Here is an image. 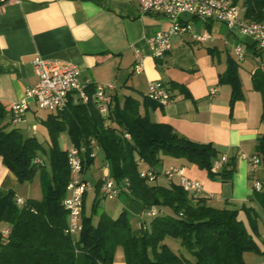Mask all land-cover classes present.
<instances>
[{
	"label": "crops",
	"instance_id": "1",
	"mask_svg": "<svg viewBox=\"0 0 264 264\" xmlns=\"http://www.w3.org/2000/svg\"><path fill=\"white\" fill-rule=\"evenodd\" d=\"M138 4L139 0H0V103L9 110L11 102L21 99L25 89L35 83L32 66L35 54L70 61L80 68L82 77L113 83L114 88L109 92L120 101L126 96L138 100L140 113L151 121L167 123L190 140L210 143L219 151L218 158L222 154L235 157L231 179L222 182L210 179L204 169L184 158L161 155L160 163L153 168L154 183L164 186L170 181L177 183L178 177L168 180L163 174L168 167L177 166L186 177L201 183L196 195L205 197L209 204L218 208H237L242 204L252 207L257 214L255 239L264 249V212L253 196L252 187L254 178L264 185L263 177L256 174L257 167L262 164L250 171L248 160L255 155L256 138L264 132V123L260 121L261 95L251 83L255 69L264 71L260 48L251 37L228 28L223 22L187 15L184 19L192 23L196 32H207L212 39L200 42L187 33L175 35L171 38L170 51L162 58H154L148 38L166 29L169 20L156 12L140 14ZM236 45L242 47L245 58L238 64L243 97L235 101L230 110L231 87L219 83L218 76L226 69V57L235 58L233 48ZM255 47L258 54L253 50ZM135 49L143 57L140 72L133 71ZM150 80L161 81L173 100L160 105L147 99L145 92ZM211 89L215 91L211 93ZM39 109L30 101L24 121L8 128L27 132V137L36 138L47 148L49 136L42 122L52 112L42 109L45 112L41 114ZM64 133L58 137L59 147ZM67 142L64 149L60 148L67 150L74 145L69 135ZM92 151L93 159L83 171L84 178L92 184L83 196L84 212L88 192L92 191L93 204L101 194L102 176L109 175L103 155L97 157L100 150L95 144ZM42 160L46 166L45 158ZM42 180L43 168H40L31 181L18 182L0 157V189L12 190L23 199H40ZM111 199L114 202L111 207L106 205L104 213L116 218L125 211L133 227L143 221L142 206L126 192ZM239 217L245 220L241 210ZM0 229H8V226L0 223ZM249 253H243L246 264H249L245 260ZM255 254L259 257L257 264H264V255ZM111 264H125L121 246L115 248Z\"/></svg>",
	"mask_w": 264,
	"mask_h": 264
},
{
	"label": "trees",
	"instance_id": "2",
	"mask_svg": "<svg viewBox=\"0 0 264 264\" xmlns=\"http://www.w3.org/2000/svg\"><path fill=\"white\" fill-rule=\"evenodd\" d=\"M233 1L240 5L244 18L264 23V0ZM253 50L258 54L256 47ZM238 64L236 58L227 56L226 69L218 76L219 83L231 87L230 110L243 97ZM251 83L261 95L260 121L264 123V71L255 69ZM42 123L49 136L47 148L36 138L23 136L17 128H8L9 110L0 103L3 164L20 183L31 181L43 168L40 199L27 198L18 205L12 190L0 189V223L8 226L6 233L0 229V264H111L117 246L123 248L125 264H246L244 252L264 255L255 239L257 214L252 207L242 204L218 208L177 183L170 181L164 186L140 176L142 165L154 168L161 155H168L184 158L204 169L210 179L226 182L235 170L234 156L213 170L219 154L213 145L190 140L167 123L151 121L140 113L138 100L130 96L120 101L112 95L106 117L94 102L70 101L64 110L49 113ZM64 131L75 146H86L84 169L93 159L88 155L93 140L115 184L121 185L126 178L127 195L144 212L154 207L156 213L136 227L125 211L116 218L101 212L94 222L97 200L89 214L84 212L82 200L81 229L76 237L66 233L67 213L62 200L70 173L66 150L58 144ZM254 150L264 165V132L256 138ZM35 158L39 162H33ZM253 196L264 212V185L254 190ZM240 210L245 220L239 217ZM167 237L176 240L187 255L175 252L165 242Z\"/></svg>",
	"mask_w": 264,
	"mask_h": 264
},
{
	"label": "built area",
	"instance_id": "3",
	"mask_svg": "<svg viewBox=\"0 0 264 264\" xmlns=\"http://www.w3.org/2000/svg\"><path fill=\"white\" fill-rule=\"evenodd\" d=\"M7 1L19 2L20 0ZM138 5L140 14L156 12L163 14L169 20V26L166 29L159 30L148 38L151 55L154 58H162L170 51L171 38L175 35L187 33L194 41L200 42L212 39L211 34L207 32H196L192 23L184 19L187 15L201 20L214 19L223 22L228 28L237 29L242 35L251 37L264 52V23L244 18L240 5L233 0H139ZM233 54L238 61L244 59V52L240 45L234 46ZM142 65L143 57L140 51L135 49L133 71L140 72ZM32 66L36 81L25 89L21 99L11 102L9 106L11 125L16 126L24 121L30 101L34 102L38 108L52 113L64 110L70 101L83 104L94 102L98 112L104 117L107 116L108 106L112 100V94L109 91L114 88L113 83H100L88 77H82L80 68L64 59L45 58L35 54ZM214 91L215 89H211V93ZM145 96L160 105H165L173 100L169 90L159 80L148 82ZM125 136L128 137L127 134ZM90 143L94 144V141L91 140ZM86 152L87 148L84 144L72 145L66 150L70 178L66 185V195L62 200V205L67 213L65 232L72 237H76L81 229L82 200L84 193L92 185L83 176V161ZM88 155L93 157L94 152L91 150ZM226 160L227 156L222 154L214 160L212 169L217 170ZM248 160L250 171L260 164L256 155L249 157ZM33 162H39V159L35 158ZM163 174L168 180H172L174 176L178 177L177 184L189 194H196L201 189V183L186 177L180 167L170 166L163 171ZM140 176L148 181H153L156 178L155 171L151 167L140 168ZM252 187L254 190H260L262 182L254 178ZM127 191L128 180L126 178L122 180L121 185H116L108 174L102 176L100 192L105 198L111 199L119 193ZM15 201L18 205H22L24 199L15 196ZM155 213L154 207L145 212L149 217ZM7 230L3 229L2 232L6 233Z\"/></svg>",
	"mask_w": 264,
	"mask_h": 264
},
{
	"label": "rangeland",
	"instance_id": "4",
	"mask_svg": "<svg viewBox=\"0 0 264 264\" xmlns=\"http://www.w3.org/2000/svg\"><path fill=\"white\" fill-rule=\"evenodd\" d=\"M236 35H238V32L236 31L235 32ZM245 59V58H244ZM243 59V60H244ZM243 60L241 61H238L239 63H241ZM39 113L43 114L45 111H43L42 109H39L38 110ZM11 125V124H10ZM23 136L27 137V132H23L22 133ZM60 147L61 148H65L69 142L68 141V135L67 133L65 132L63 134V137L60 139ZM102 156V152L100 151H97V157H101ZM256 174L264 179V165H261V166H258L257 169H256ZM97 202H98V205H97V208H96V214L93 215V219H97L98 218V215L104 211V209L106 208V205H108L109 207L112 206L114 200L113 199H108V198H105L102 193L97 197ZM92 201H93V194H92V191H89L87 196H86V200H85V212L86 213H89L90 211V207H91V204H92ZM143 219H148L147 215L144 214L142 216ZM165 242L177 253H182L184 255H187V252L179 245V243L170 238V237H167L165 238ZM259 257L258 255H256L255 253L253 252H250L249 255H246V262L249 263V264H257V261H258Z\"/></svg>",
	"mask_w": 264,
	"mask_h": 264
},
{
	"label": "water",
	"instance_id": "5",
	"mask_svg": "<svg viewBox=\"0 0 264 264\" xmlns=\"http://www.w3.org/2000/svg\"><path fill=\"white\" fill-rule=\"evenodd\" d=\"M259 53L261 54L262 59H263V63H264V52L261 49H259Z\"/></svg>",
	"mask_w": 264,
	"mask_h": 264
}]
</instances>
